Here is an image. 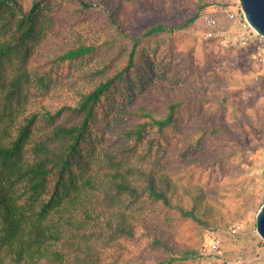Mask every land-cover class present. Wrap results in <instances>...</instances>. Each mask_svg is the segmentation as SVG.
Here are the masks:
<instances>
[{
  "label": "trees",
  "instance_id": "trees-1",
  "mask_svg": "<svg viewBox=\"0 0 264 264\" xmlns=\"http://www.w3.org/2000/svg\"><path fill=\"white\" fill-rule=\"evenodd\" d=\"M216 2L0 0V264H197L203 235L186 231L228 227L201 177L234 153L210 141L232 134L179 118L193 46L142 45ZM120 37L116 62L93 57Z\"/></svg>",
  "mask_w": 264,
  "mask_h": 264
},
{
  "label": "rangeland",
  "instance_id": "rangeland-1",
  "mask_svg": "<svg viewBox=\"0 0 264 264\" xmlns=\"http://www.w3.org/2000/svg\"><path fill=\"white\" fill-rule=\"evenodd\" d=\"M97 12L93 18L106 19L105 13ZM185 15L172 14L167 19L178 23ZM156 19L159 18L154 17L129 29L130 36L140 35L146 25ZM222 24L226 30L224 35L208 36L201 20H197L173 36L165 33L143 38L142 45L158 52H164L170 42H186L193 46L195 62L191 68L183 69L180 82L182 86L192 88H185L188 100L179 116L181 127L192 132V126L199 122L220 121L231 132L230 138L218 137L210 141V149H234L233 155L201 178L219 184L224 196L219 198L223 205L219 204L218 210L228 225L244 221L250 229L249 234H253L255 216L264 198V78L257 59V39L246 46L240 45L235 38L239 24L227 23L224 19ZM131 42V38L120 37L113 46L100 47L93 57L103 56L116 62ZM215 74L222 77L215 79ZM224 186L229 189L224 190ZM205 231L186 232L194 234L192 239L197 240ZM247 239L256 247L262 243L260 236L251 235ZM150 249L144 241L142 254Z\"/></svg>",
  "mask_w": 264,
  "mask_h": 264
},
{
  "label": "built area",
  "instance_id": "built-area-1",
  "mask_svg": "<svg viewBox=\"0 0 264 264\" xmlns=\"http://www.w3.org/2000/svg\"><path fill=\"white\" fill-rule=\"evenodd\" d=\"M222 19L239 24L235 38L240 45L246 46L257 39V59L264 78V36L248 24L238 0H217L215 8L203 12L200 17L208 36L224 35ZM249 230L244 221L233 222L220 231L207 229L199 246L197 264H264V241L261 239L262 243L257 247L250 244L247 237L259 235L255 226L253 234H249Z\"/></svg>",
  "mask_w": 264,
  "mask_h": 264
},
{
  "label": "water",
  "instance_id": "water-1",
  "mask_svg": "<svg viewBox=\"0 0 264 264\" xmlns=\"http://www.w3.org/2000/svg\"><path fill=\"white\" fill-rule=\"evenodd\" d=\"M248 24L261 36H264V0H238ZM255 227L264 241V198L255 216Z\"/></svg>",
  "mask_w": 264,
  "mask_h": 264
}]
</instances>
